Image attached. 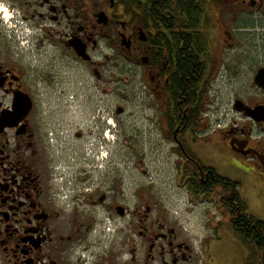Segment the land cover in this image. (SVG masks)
Segmentation results:
<instances>
[{
	"label": "flooded vegetation",
	"instance_id": "af4514ba",
	"mask_svg": "<svg viewBox=\"0 0 264 264\" xmlns=\"http://www.w3.org/2000/svg\"><path fill=\"white\" fill-rule=\"evenodd\" d=\"M192 34L204 53L200 85L222 70L220 79L234 86L233 118L220 129L201 119L205 91L194 113L189 92L175 100L170 60L183 52L190 58ZM114 54L120 69L105 68ZM65 69L86 79L65 87ZM137 75L138 90L160 111L148 123L167 133L179 159L176 179L190 200L218 209L216 227L230 222L238 241L246 226L251 241L257 233L264 243V0H0V264H196L188 232L151 186H137L128 206L124 179L109 163L104 141L124 128L116 117L125 111L116 107L114 115L104 96ZM95 90L104 93L91 103L97 133L82 111L68 120L46 106L91 102ZM88 142L83 156L79 144ZM209 160L250 178L252 213L239 183ZM119 234L126 254H111Z\"/></svg>",
	"mask_w": 264,
	"mask_h": 264
},
{
	"label": "rangeland",
	"instance_id": "374dc122",
	"mask_svg": "<svg viewBox=\"0 0 264 264\" xmlns=\"http://www.w3.org/2000/svg\"><path fill=\"white\" fill-rule=\"evenodd\" d=\"M105 54L109 53L106 51ZM110 57L111 62L105 68L111 70L113 68L120 69L122 65L121 58L116 54ZM72 72L66 69L63 70L65 87V84L77 83L86 79L80 71L74 70ZM222 72L220 70L218 76H215L216 79L212 80L213 82L206 87L207 100H209L206 110L211 106L210 113H214L209 115L211 119L209 125L215 129H219V126L227 125V122H230L233 118L230 102L233 99L235 90L233 85H228V82L225 83L224 79H220ZM138 77L139 80L135 77L134 80H129V82H123L124 79L121 78L116 86L107 87V93H110L107 96L103 95V91L95 90V97L91 102H48L46 106L53 114H65V118L68 120L71 119V114L72 116L76 115L71 113V111L75 112L77 109L82 111L79 115L87 117V124L85 125L91 126L90 129L94 128L95 133H97L96 127L98 123L97 120L90 122L89 116L92 114L90 110L92 108L91 103L92 106H95L97 99L104 96L107 102L110 100L108 109L114 115L116 107L124 109L123 115L116 117L117 125L121 123L124 128L122 130L118 128V130L117 128L115 129L116 125H113L112 129H115L114 132L111 130L109 140L105 139L104 142L108 148H111L112 154L109 163L113 164V166L115 165L114 167L119 170V174L124 179L127 205L132 206L134 203L137 186H151L153 194L156 193L158 195V201L165 207V210L170 215H173L188 232L197 257L196 264H245L246 249L243 244L237 240L228 227L224 226L225 224L218 228L216 227L218 226L217 223L222 221V213L211 204L190 200V196L182 187V182L177 181L176 174L178 172L179 159L169 152L170 143L168 144L165 139L167 133H162L160 130H154L150 127L148 122H154L152 117H155L160 111L154 106L151 98L146 97L145 93L138 90V87L141 86V76L137 75ZM142 82L147 84L146 79H143ZM124 86L126 87L122 89ZM72 92L71 89L66 91V93ZM100 93L102 96H98ZM124 93L127 94L126 96L129 100H127ZM201 119L203 120V117ZM217 135L215 134L214 138ZM79 145H85L83 147V156L91 147L90 142ZM134 159H141L143 164L134 166ZM103 163L101 164L103 165ZM206 163L215 168L221 176L239 183L240 195L247 207H249L248 212L252 213L254 209L250 206L253 198L250 178L233 171L231 168H225L219 160H209ZM90 170L94 172L93 169ZM143 172L149 174L150 181L145 178ZM119 237L120 234L117 236L118 239L115 245L109 243L108 250H110L111 254L117 252L126 254V251H123L122 247L120 248Z\"/></svg>",
	"mask_w": 264,
	"mask_h": 264
},
{
	"label": "trees",
	"instance_id": "16d2710c",
	"mask_svg": "<svg viewBox=\"0 0 264 264\" xmlns=\"http://www.w3.org/2000/svg\"><path fill=\"white\" fill-rule=\"evenodd\" d=\"M182 11H186L184 9L183 3L180 6ZM180 20V21H179ZM179 22L183 23L182 19H178L175 23ZM192 48L190 49V58L185 57L183 53L174 54L170 61V69L171 73H173V93L175 94V100L181 101L184 96L182 93L189 92V99L187 105H189V110L194 113L196 110H199V103L201 99V92L206 93L208 85L202 86L198 80V72L201 70L202 64L200 63V58L203 57L204 53L198 51L196 47H194V39L196 34H192ZM203 54V55H202ZM177 55V56H176ZM227 227L233 233V226L229 222ZM246 226H243L242 229L237 230L240 235V242L243 244L246 249V258L245 264H264V258L262 253L264 251V243L260 239L257 240L258 234L255 233L256 238L252 242L248 231L245 230Z\"/></svg>",
	"mask_w": 264,
	"mask_h": 264
},
{
	"label": "water",
	"instance_id": "95a60500",
	"mask_svg": "<svg viewBox=\"0 0 264 264\" xmlns=\"http://www.w3.org/2000/svg\"><path fill=\"white\" fill-rule=\"evenodd\" d=\"M240 110H241V111H245L246 116H249L250 118H252L253 120L256 121V119H254V118H255V113H256V112H254V111H250V110H248L247 108H243V109H240Z\"/></svg>",
	"mask_w": 264,
	"mask_h": 264
}]
</instances>
